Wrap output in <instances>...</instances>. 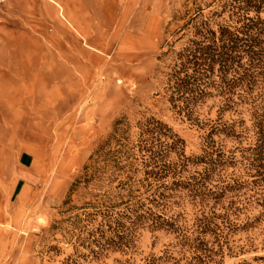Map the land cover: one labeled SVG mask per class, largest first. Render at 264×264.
Instances as JSON below:
<instances>
[{
    "label": "rangeland",
    "instance_id": "1",
    "mask_svg": "<svg viewBox=\"0 0 264 264\" xmlns=\"http://www.w3.org/2000/svg\"><path fill=\"white\" fill-rule=\"evenodd\" d=\"M226 2L0 0V264L190 260L183 235L196 238L198 219L222 213L221 205L213 208V201H203L195 178L206 167L200 158L224 103L210 89L213 97L199 103L190 118L179 113L170 101L168 74L204 21L215 31L235 25ZM251 113L250 105L240 104L221 122L244 120V127H250ZM151 118L167 124L181 139L178 152L169 158L180 162V174L142 183L144 166L136 149L133 172L117 173L126 190L117 187L114 170L100 162L97 178L89 186L82 184L65 206L73 183L92 163L90 158L97 159L95 153L114 135L117 123L127 151L138 143L140 124ZM244 136H213L227 155L235 152L237 163L221 172L224 180H253L241 150L254 143V136ZM120 148L113 141L106 151ZM219 179L214 177L208 188L220 185ZM179 181L183 185L174 184ZM255 191H243L245 204L239 203L241 210L230 218L236 229L223 264H264V217L258 219L263 208L254 198L246 199ZM87 202L119 205L115 213L129 206L138 210L142 219L129 247L96 256L83 245L80 232L73 233L68 221L79 212L67 210ZM167 222L174 228L158 227Z\"/></svg>",
    "mask_w": 264,
    "mask_h": 264
},
{
    "label": "trees",
    "instance_id": "2",
    "mask_svg": "<svg viewBox=\"0 0 264 264\" xmlns=\"http://www.w3.org/2000/svg\"><path fill=\"white\" fill-rule=\"evenodd\" d=\"M225 7L230 8L235 25H221L215 31L204 21L196 28L197 38L191 40L178 54V62L168 74L170 101L174 109H179V113H186L190 118L199 103L207 97H213L210 89L215 90L224 103L219 109L217 122L211 126L205 155L200 158L206 167L203 173H199V178H195L196 185L203 190V201H213V208L221 205L222 213L212 212V215L198 219L196 232L199 236L196 238L190 239L183 235L182 246L192 253L185 264H223L226 251L232 250L230 236L236 229L230 218L241 210L237 206L239 203L245 204L246 200L240 199L247 194L243 193L244 190H256L255 195L246 199L254 198L263 208L258 219L264 217V0H227ZM240 104L250 105L251 126L244 127V120L222 123L221 117ZM120 125L117 123L114 135L95 153L97 159L94 160L93 155L90 158L92 163L84 167V174L73 183L65 206L71 204L72 194L82 184L89 186L97 178L100 172L97 165L100 162L114 170L112 176L119 182L117 187L126 190L127 184L119 180L120 174L117 173L126 169L133 172L134 163L131 159H137L136 149L141 154L144 166L145 178L141 180L142 183L151 178L163 181L180 174V162H170L169 158L171 152H178L182 141L172 134L167 124L154 118L140 124L138 143L127 151L126 145L121 143L124 131L119 129ZM237 127L243 130L239 133ZM251 132L254 143L241 150V161L247 162V169L254 172L249 173L254 174L253 180L242 181L239 177L224 180L221 172L237 163L236 156L233 151L227 155L217 146L213 136L224 134L227 138L241 140ZM113 141L119 143L121 148L106 151V147ZM216 176L220 177L221 184L209 189L207 184ZM174 184L183 185L180 181ZM111 205L106 202H87L83 207L71 206L67 210L79 212L68 220L73 227L72 232L79 231L83 245L96 256L111 248L123 250L129 247L130 237L142 219L137 209L129 206L126 208L128 211L115 213L113 208L119 205ZM99 218L98 226L94 227L93 224ZM128 222L130 225H127ZM157 224L155 222L153 226L157 227ZM164 225L174 228L170 222L158 227ZM208 235L211 240L205 239Z\"/></svg>",
    "mask_w": 264,
    "mask_h": 264
}]
</instances>
